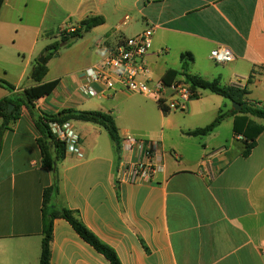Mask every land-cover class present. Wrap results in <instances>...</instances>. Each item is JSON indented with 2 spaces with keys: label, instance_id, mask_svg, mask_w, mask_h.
I'll return each mask as SVG.
<instances>
[{
  "label": "crops",
  "instance_id": "crops-1",
  "mask_svg": "<svg viewBox=\"0 0 264 264\" xmlns=\"http://www.w3.org/2000/svg\"><path fill=\"white\" fill-rule=\"evenodd\" d=\"M88 17L105 23L48 63L44 83L59 81L4 133L0 157V264H40L43 195L58 177L56 203L75 213L121 264H264V132L248 157L234 132L246 119L235 101L197 90L184 111L165 113L152 99L126 91L85 98L82 72L103 59V48L154 28L147 56L154 82L170 71L248 91L242 103L264 109V0H5L0 12V101L33 87V67L60 31ZM229 48L234 61L219 65L211 52ZM191 60H182L183 54ZM187 68V70H184ZM181 76L179 75L177 79ZM209 94L204 95L203 94ZM241 104V103H237ZM243 107V106H242ZM15 108V107H14ZM65 109L113 115L117 152L108 132L71 121L84 156L71 153L43 167L37 121ZM14 110V109H13ZM223 121L209 134L187 133ZM3 124L0 118V129ZM158 141L164 171L149 184H117L125 138ZM51 264H110L63 219L54 222Z\"/></svg>",
  "mask_w": 264,
  "mask_h": 264
},
{
  "label": "trees",
  "instance_id": "trees-1",
  "mask_svg": "<svg viewBox=\"0 0 264 264\" xmlns=\"http://www.w3.org/2000/svg\"><path fill=\"white\" fill-rule=\"evenodd\" d=\"M5 3V0H0V12ZM105 23L103 17H88L81 21L73 32L68 30L60 31L57 40L47 46L42 56L45 57L44 64L35 62L33 67V76L31 79L35 82L33 87L27 88L22 93V98L14 97L9 99H3L0 101V118L3 120V124L0 129V157L3 145L4 133L10 128L11 124L15 123L19 116L22 106H26L29 109L32 108L34 103L45 96L50 95L59 85V81H53L44 83L43 80L48 72V63L51 59L55 58L60 51L68 49L83 39L86 34L92 31L94 28L101 26ZM182 60H191V55L186 53L182 55ZM187 70V68H184ZM185 77V79L191 84L192 90L197 98L196 91L204 90L213 94L221 96L225 99L241 103L242 109L240 113L257 118L264 123V109H257L255 105L242 103L241 97L249 94L248 91L236 90L230 87L223 86L219 79L213 81L205 80L199 76L188 74L183 71L181 73L170 70L162 79V82L169 86L178 76ZM0 87L13 91L15 87L8 82L0 79ZM13 105L15 108L12 112H9V105ZM165 112V111H164ZM167 113V112H165ZM225 118V114L219 115L210 125L202 129H197L187 134L190 136H204L211 133ZM71 121H80L94 123L102 126L108 132L113 143L116 146L117 152H120L121 138L119 130L117 128L115 119L110 113L101 111H77L73 109H65L57 115H42L37 121V127L42 135L39 140V145L42 151V164L43 167L55 171V162L63 158L67 151L63 143L59 142L50 132L49 123H67ZM234 132L238 136H242L245 141V150L243 152L244 157H248L254 147L256 146L257 138L264 132V124H259L253 120L246 119V123L243 126L234 125ZM59 196V183L58 177L55 173V180L52 186L46 188L43 195V240L41 248L40 264H51V241L53 237L54 222L57 219H63L67 221L75 232L90 246H92L97 252L102 254L110 264H121L116 253L101 243L97 237L91 233L86 226L79 221L74 212L59 206L56 203V198Z\"/></svg>",
  "mask_w": 264,
  "mask_h": 264
},
{
  "label": "built area",
  "instance_id": "built-area-1",
  "mask_svg": "<svg viewBox=\"0 0 264 264\" xmlns=\"http://www.w3.org/2000/svg\"><path fill=\"white\" fill-rule=\"evenodd\" d=\"M74 30L70 29L71 32ZM154 34V28H148L115 46L104 47L103 59L82 72L79 93L85 98H98L108 91H126L152 99L167 113L184 111L195 98L185 77L181 76L169 86L151 78L147 56L153 48ZM211 58L219 65L229 64L235 59L232 51L225 46L214 49ZM49 130L65 145L67 153L84 156L81 138L69 122H51ZM122 151L136 152L137 156L120 160L115 172L117 184H149L164 171V152L158 141L127 137Z\"/></svg>",
  "mask_w": 264,
  "mask_h": 264
},
{
  "label": "water",
  "instance_id": "water-1",
  "mask_svg": "<svg viewBox=\"0 0 264 264\" xmlns=\"http://www.w3.org/2000/svg\"><path fill=\"white\" fill-rule=\"evenodd\" d=\"M44 62H45V57H42V58L39 59V61H38V63H40V64H44ZM32 75H33V73H31V76H32ZM13 109H14V106H13L12 104L9 105V112H12ZM233 109H234L235 111H240V110L242 109V105L237 104V103H234V104H233ZM55 166H56V164H55Z\"/></svg>",
  "mask_w": 264,
  "mask_h": 264
},
{
  "label": "rangeland",
  "instance_id": "rangeland-1",
  "mask_svg": "<svg viewBox=\"0 0 264 264\" xmlns=\"http://www.w3.org/2000/svg\"><path fill=\"white\" fill-rule=\"evenodd\" d=\"M42 57H44V56H41L40 58H38L37 61H39V59H41ZM204 95H209V94H205V93H204L203 96H204Z\"/></svg>",
  "mask_w": 264,
  "mask_h": 264
}]
</instances>
